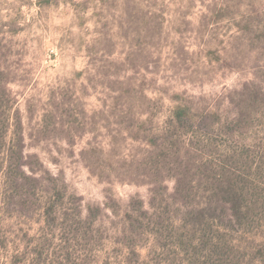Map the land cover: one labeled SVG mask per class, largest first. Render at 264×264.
Instances as JSON below:
<instances>
[{"label": "rangeland", "instance_id": "obj_1", "mask_svg": "<svg viewBox=\"0 0 264 264\" xmlns=\"http://www.w3.org/2000/svg\"><path fill=\"white\" fill-rule=\"evenodd\" d=\"M0 83V264H263L264 0H0ZM236 104L251 146L232 173L223 133L169 125ZM211 168L245 188L242 226L186 215L218 192Z\"/></svg>", "mask_w": 264, "mask_h": 264}, {"label": "trees", "instance_id": "obj_2", "mask_svg": "<svg viewBox=\"0 0 264 264\" xmlns=\"http://www.w3.org/2000/svg\"><path fill=\"white\" fill-rule=\"evenodd\" d=\"M0 89L5 90L2 88L0 83ZM6 91V90H5ZM250 100H254L253 103L256 101L255 97L251 94H247ZM242 106V105H241ZM243 107V106H242ZM251 121L249 122L248 115L244 112L243 108L239 106V104L235 105V108L232 112H229L228 115L220 114L217 112L211 113H199L195 114L188 108L186 105H178L174 108L173 115L170 118V124L173 130H183L185 132L194 134L192 137H196L199 135V131H206L207 133L219 131L223 133L226 138V145L223 146L224 153H226V167L224 171L228 173L234 172L232 167L230 166L234 161H239L241 157L243 158L244 155L240 151L241 146L250 148L251 145L247 144L250 140L249 137V128H250ZM7 136L4 135L3 139H6ZM150 138V137H149ZM152 145L151 147L155 149H159L163 147V144H159L160 136H153L152 137ZM169 141V138L166 137L164 144ZM199 141V140H198ZM231 141H238L239 145L232 148ZM242 142V143H240ZM5 143V142H4ZM184 144L187 146L188 143L185 139L179 141V144ZM200 143V142H199ZM172 144V143H171ZM213 143L209 141L205 147L208 148L212 146ZM192 147V146H191ZM193 150L197 153V157L203 158L201 153H206L204 148L198 149L192 147ZM210 149V148H209ZM8 157L6 159L7 162V170H6V180H10L14 172H18L24 174L23 168L25 167L24 159L25 157L20 154L18 155L12 150L8 151ZM211 151H209L210 153ZM169 156V155H168ZM189 161V153L188 159ZM191 166V165H190ZM192 167V166H191ZM214 170L213 168H211ZM216 171V170H214ZM188 173H190V168L188 167ZM12 174V175H11ZM223 177L221 172L216 171V179L215 181L209 183L211 185V190H218L217 193H212L209 197V202L206 204V207H198L197 205L187 211V216L191 215H198L199 218L203 217L205 219L207 217L206 211H212L218 215L219 219L221 220L222 229L229 230L233 228L236 224L242 226L244 221H247L248 216L251 214L249 210V200L246 199L245 188L242 186L240 182L228 180V183L224 185V188L221 190L220 186H216L217 182L222 181L221 178ZM241 185V186H240ZM244 188V189H243ZM195 225V224H194ZM202 230V229H201ZM196 233L198 230L195 231ZM189 242H201V239L204 237L196 239L194 235L191 236V233H188L186 236ZM179 238H183L182 235ZM223 237L220 236L218 238L211 239V243H223ZM258 254L261 259L264 260V245L260 246L258 249ZM214 256V254H212ZM221 256V255H220ZM209 258V257H208ZM204 258V263L201 264H209V259ZM221 258V257H220ZM220 258L218 260H220ZM252 264V263H250ZM262 264V263H261ZM264 264V262H263Z\"/></svg>", "mask_w": 264, "mask_h": 264}]
</instances>
